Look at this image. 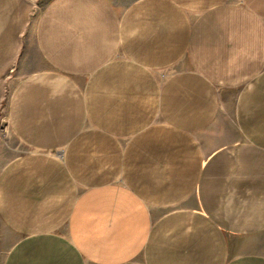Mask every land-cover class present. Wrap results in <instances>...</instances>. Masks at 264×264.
<instances>
[{"label":"crops","instance_id":"crops-1","mask_svg":"<svg viewBox=\"0 0 264 264\" xmlns=\"http://www.w3.org/2000/svg\"><path fill=\"white\" fill-rule=\"evenodd\" d=\"M0 0V264H264V0Z\"/></svg>","mask_w":264,"mask_h":264},{"label":"rangeland","instance_id":"rangeland-1","mask_svg":"<svg viewBox=\"0 0 264 264\" xmlns=\"http://www.w3.org/2000/svg\"><path fill=\"white\" fill-rule=\"evenodd\" d=\"M32 1H33V5H32L33 8H31L26 18L24 19L23 36L26 38L32 36V27L34 24L35 17L37 15V11H39L40 7L46 0H32ZM111 1L117 8H122L131 0H111ZM0 129H2V126L0 127ZM3 131L4 129L1 130V132Z\"/></svg>","mask_w":264,"mask_h":264}]
</instances>
